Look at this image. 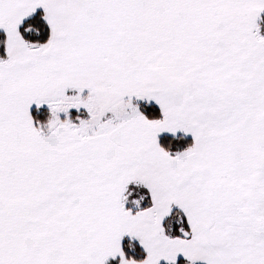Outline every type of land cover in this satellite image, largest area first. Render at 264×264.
<instances>
[{
  "label": "crops",
  "instance_id": "crops-1",
  "mask_svg": "<svg viewBox=\"0 0 264 264\" xmlns=\"http://www.w3.org/2000/svg\"><path fill=\"white\" fill-rule=\"evenodd\" d=\"M37 9L51 37L29 48L18 26ZM263 12L264 0H0V264H106L123 237L146 257L119 264L194 262L200 250L204 264H264V42L251 32ZM91 98L98 131L62 119ZM32 107L56 117L36 127ZM161 134L193 144L171 157ZM127 168L146 178L149 208L124 212ZM172 204L190 239L158 234ZM223 209L254 225L227 224ZM134 219L148 235H132Z\"/></svg>",
  "mask_w": 264,
  "mask_h": 264
},
{
  "label": "trees",
  "instance_id": "trees-1",
  "mask_svg": "<svg viewBox=\"0 0 264 264\" xmlns=\"http://www.w3.org/2000/svg\"><path fill=\"white\" fill-rule=\"evenodd\" d=\"M257 35L264 39V12L259 15L256 22ZM18 33L29 48L36 47L38 45L46 44L51 37V29L47 21L44 18V12L42 9H37L29 17L25 18L18 26ZM5 35L0 32V62H7L8 58L5 52ZM136 106L139 112L149 121H159L162 119V112L160 108L147 101H138ZM81 112V111H80ZM84 112L78 113L77 111H70L67 115V119L72 123L79 120V116ZM31 118L36 127H44L50 120L51 113L46 107H32L30 111ZM62 119L64 117L62 116ZM158 146L166 152L169 156L174 157L181 152L188 150L192 144V138L182 135H168L161 134L157 138ZM126 193L134 189L143 198V202L140 206H128L125 205V210L136 212L138 210L146 209L151 206V197L146 187L131 186L125 187ZM125 191V190H124ZM124 191L121 196V203L123 202ZM139 199V198H138ZM160 235L166 239H189L191 236V229L188 225L187 218L182 210L176 205L172 204L168 214L160 223ZM146 253L141 248L138 242L135 240L123 237L121 240V255L113 257L107 260L106 264H119L120 259L124 258L133 262H141L145 259ZM169 264V263H160ZM170 264H202L196 262H189L186 259L179 258L174 263Z\"/></svg>",
  "mask_w": 264,
  "mask_h": 264
},
{
  "label": "rangeland",
  "instance_id": "rangeland-1",
  "mask_svg": "<svg viewBox=\"0 0 264 264\" xmlns=\"http://www.w3.org/2000/svg\"><path fill=\"white\" fill-rule=\"evenodd\" d=\"M258 17L259 16H257L256 20H258ZM251 32H252V35H254L255 37L258 36L257 35V24L256 23L252 24ZM258 40H259V37H258ZM260 41L264 42V40L261 39V38H260ZM74 98H78V95H76ZM70 105L69 106L74 108V109H76V111L78 113H81V112H84V111L86 112L84 114L82 113V115L79 116V120H78V124L79 125L76 126L77 130H82V131H84V133H86V131L87 132L88 131L89 132H94V131H98L100 129V126H99L100 125V120L102 118L105 119V114H103L101 108L96 103V100H93V98H91V100H90V102L88 104H84V103H82L79 100H78V102L77 101L76 102L72 101V103H70ZM60 113H61V116L62 115H63V117L65 116L64 118L67 117L66 113H62V112H60ZM60 113L58 114L59 116H60ZM112 114H115V113H112ZM117 115H118V119H123V116H124V118L126 116L125 112H123V115H122V113H119ZM51 117H53V118L56 117V113L51 112ZM129 168L131 169L130 166H129ZM129 168H127L128 170L125 172V175L123 176V179H122V189H123V191L125 190L124 191V197H123V200H122L123 201L122 204H123V206L128 205L129 207L130 206L136 207V206H140L141 205V203L144 201L143 198L134 189H132V191H130V192L128 191V193H126V188L125 187L131 186V188H133L134 186L136 187V185H141V184L146 185L148 182H147L146 178H144L142 176L132 175L134 173H132L129 170ZM123 191H122V193H123ZM223 208H226V207H223ZM225 211H226V213H225ZM124 212H125V209H124ZM128 212L130 213V211H128ZM129 213H127V214H129ZM228 213H229V218L227 219ZM125 214L126 213H123V216ZM1 217H3V216H1ZM220 218L225 220V222H226V219H227V224L246 225V224L250 223V224L254 225V221L252 220V215L251 214L249 216L247 215L246 217H242L241 219H239L236 215L233 216L231 210L228 211V209H225V210L223 209V211H220ZM1 226H3V220H0V246H2V241L3 240L10 238V237H4V235H1V232H3V228H1ZM158 226H159L158 234L160 235V224ZM215 226L216 227H214L213 231H212L213 237L216 238L215 237L216 235H219V236L223 237V235H222L223 230L221 228L222 225H215ZM133 227H134V232L132 233V235H148V232L150 231V228L147 226L146 223H143L142 221L136 220V219H134V221H133ZM191 236H190V238H191ZM207 236H209V235H207ZM160 237H162V236L160 235ZM202 241L205 244H208V240H207L206 235L202 239ZM148 242H149V239H148ZM140 244L145 246V244L143 242L140 243ZM148 246H149V244H148ZM148 246H147V250H149ZM205 251H207V250H205ZM197 253L199 254V256L196 257L195 259H193L194 262H198V263L204 264L203 263L204 262V258L201 255V254H203V252L201 253V250H200V252H197ZM120 255H121V253H120ZM150 257H152L151 254L149 256V259H150ZM180 258H182V257H180ZM122 259H124V258H122ZM176 259H177L176 257H170V258H168L167 260H164L161 263H169V264L170 263H174L176 261ZM189 262H191V261L189 260ZM211 264H213V263H211Z\"/></svg>",
  "mask_w": 264,
  "mask_h": 264
}]
</instances>
